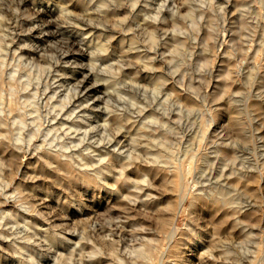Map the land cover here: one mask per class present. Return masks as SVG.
Instances as JSON below:
<instances>
[{"label":"rangeland","instance_id":"1","mask_svg":"<svg viewBox=\"0 0 264 264\" xmlns=\"http://www.w3.org/2000/svg\"><path fill=\"white\" fill-rule=\"evenodd\" d=\"M61 1L0 0V264H205L211 237L215 244L208 249L217 262L264 264V0H109L108 11L101 0ZM43 8L52 14H42ZM154 25L165 34L152 45L147 40ZM71 35L84 39L86 55L70 46ZM143 56L151 66L138 60ZM79 83L89 85L85 92ZM96 85L97 93L89 94ZM144 125L160 133L141 137ZM108 149L123 153L131 168L101 158ZM155 151L175 163L146 175ZM85 157L95 161L89 170ZM222 172L244 177L230 181L240 193L231 189L230 196L245 207V234L218 241L202 202L191 208L188 199V209L176 219L178 241L168 244V222L175 216L168 208L178 212L181 194L168 181L179 175L190 185L196 177L212 173L217 179ZM191 223L207 247L173 250L172 244L188 238L184 229ZM144 239L159 242L165 256L140 255Z\"/></svg>","mask_w":264,"mask_h":264},{"label":"bare ground","instance_id":"2","mask_svg":"<svg viewBox=\"0 0 264 264\" xmlns=\"http://www.w3.org/2000/svg\"><path fill=\"white\" fill-rule=\"evenodd\" d=\"M48 1V0H47ZM53 1V0H52ZM61 1V0H60ZM81 1V0H80ZM91 1V0H90ZM96 1V0H95ZM133 1V0H132ZM62 2V1H61ZM67 2V1H66ZM27 3V0H21V2H20V4H26ZM99 3V5H100V7H102V8H104V9H106V11H108L109 10V7H111L110 5H109V0H101V1H99L98 2ZM128 3V2H127ZM61 4V3H60ZM60 4L58 5V6H60ZM116 4V3H115ZM114 4V5H115ZM56 5V4H55ZM78 5V4H77ZM76 7V6H75ZM91 7V6H90ZM137 7V6H136ZM157 7V6H156ZM36 8V7H35ZM93 8H94V4H93ZM158 8H159V6L156 8L157 10H158ZM59 9V8H58ZM92 9V8H91ZM154 9V8H153ZM60 10L62 11V12H66V11H68V8L67 7H65V6H63V5H61L60 6ZM133 10V9H132ZM37 11V10H36ZM72 11V10H71ZM93 11H94V9H93ZM152 11V10H151ZM145 12V11H144ZM159 12V11H158ZM157 12V13H158ZM161 12V11H160ZM159 12V13H160ZM37 13V12H36ZM80 13V12H79ZM116 13V12H115ZM143 13V12H142ZM165 13H166V10H165ZM42 14H44V15H51L52 14V11L51 10H49L48 8H43V10H42ZM119 14V13H118ZM139 14V13H138ZM151 14V13H150ZM43 15V16H44ZM98 15H100V14H98ZM102 15V14H101ZM145 15V14H144ZM172 15V14H171ZM92 16V15H91ZM115 16V15H114ZM135 16V15H134ZM139 16V15H138ZM163 16V14L160 16V18ZM83 17V16H82ZM106 17V16H105ZM108 17V16H107ZM106 17V18H107ZM66 18H68V17H66ZM71 18H73V17H71ZM135 18V17H134ZM153 18V17H152ZM159 18V17H158ZM36 19H38V18H36ZM74 19V18H73ZM79 19V18H78ZM78 19H76V20H78ZM98 19V18H97ZM113 19V18H112ZM142 19V18H141ZM157 19V18H156ZM75 20V21H76ZM88 20V19H87ZM79 21H82V20H79ZM89 21V20H88ZM156 21H158V20H156ZM15 22V21H14ZM58 22H59V20H58V18H55V20L53 21V25H57L58 26ZM72 22V21H71ZM136 22V21H135ZM80 23V22H79ZM148 23V22H147ZM159 23H161V21L160 22H158V24ZM44 24V23H43ZM42 24V25H43ZM60 24V23H59ZM82 24V23H81ZM139 23H137V25H138ZM142 24V23H141ZM141 24H139L138 26H140ZM155 24V23H154ZM41 25V26H42ZM72 25V24H71ZM85 25V24H84ZM84 25H82V26H84ZM88 25V24H87ZM119 25V24H118ZM120 25H122V24H120ZM40 26V27H41ZM45 26V25H44ZM86 26V25H85ZM105 26V25H104ZM143 26V25H142ZM171 26V25H170ZM38 27V26H37ZM92 27V26H91ZM141 27V26H140ZM144 27H145V25H144ZM163 27V26H162ZM166 27V26H165ZM50 28H51V26L49 25V26H47V28H44L45 29V31L46 30H50ZM67 28H68V26H67ZM142 28V27H141ZM148 28V27H147ZM74 29V28H73ZM82 29H83V27H82ZM94 29H95V26H94ZM97 29V28H96ZM142 29H144V28H142ZM150 29V28H149ZM148 29V30H149ZM154 29H155V31H153V32H151L150 34H149V37H148V40L147 41H150L151 43H152V45L153 44H155V43H157V37H158V34H160L161 32L163 33V28L161 29V25L160 26H158V25H154ZM36 30V29H35ZM52 30V29H51ZM66 30V29H65ZM76 30H78V29H76ZM75 30V31H76ZM89 30H91V28H88L87 29V31H89ZM100 30V29H99ZM57 31V30H56ZM55 31V32H56ZM61 31V30H60ZM71 31V30H70ZM82 31V30H81ZM98 31V30H97ZM173 31V30H172ZM40 32V31H39ZM38 32V33H39ZM42 32H43V30H42ZM41 32V33H42ZM48 32V31H47ZM96 32V31H95ZM112 32V31H111ZM137 32V31H136ZM142 32V31H141ZM145 32V31H144ZM146 32H147V29H146ZM59 33V32H58ZM58 33H55L54 34V36L55 37H57L58 36ZM72 33V32H71ZM86 33V32H85ZM104 33V32H103ZM108 33V32H107ZM60 34V33H59ZM65 34V33H64ZM66 34H68L67 33V30H66ZM83 34V33H82ZM144 34V33H143ZM163 34H165V32L163 33ZM163 34H161V35H163ZM180 34V33H179ZM41 35V34H40ZM45 35V34H44ZM49 35V34H48ZM69 35V34H68ZM85 35V34H84ZM94 35H95V33H94ZM104 35V34H103ZM140 35V34H139ZM160 35V36H161ZM35 36V35H34ZM37 36V35H36ZM72 36V35H71ZM77 36V35H76ZM90 36V35H89ZM116 36V35H115ZM37 37H39V36H37ZM52 37V36H51ZM59 37H61V35L59 36ZM92 37V36H91ZM95 37V36H94ZM142 37V36H141ZM140 37V38H141ZM173 37V36H172ZM46 38V37H45ZM80 38V37H79ZM85 38V37H84ZM105 38V37H104ZM174 38V37H173ZM65 40V39H64ZM82 40V39H81ZM145 40V39H144ZM168 40H170V39H168ZM37 41V40H36ZM40 41H41V39H40ZM67 41V40H66ZM84 41V39L82 40V41H80V40H78V39H76L74 36H72L71 37V39H70V46L73 48V49H76L77 51H79V53L81 52V53H83V54H85L86 55V51H83L82 49H81V47H80V45H81V42H83ZM89 41V40H88ZM142 41V40H141ZM44 42V41H43ZM62 42V41H61ZM171 42V41H170ZM41 43V42H40ZM65 43V42H64ZM87 43V42H86ZM173 43V42H172ZM93 44V43H92ZM147 44V43H146ZM164 44V43H163ZM45 45V44H44ZM65 45V44H64ZM82 45H84V44H82ZM81 45V46H82ZM85 46V45H84ZM93 46V45H92ZM147 46V45H146ZM166 46H168V45H166ZM68 47V46H67ZM98 47L101 49V50H103V51H105V48H104V46H102V45H98ZM148 47V46H147ZM174 47V46H173ZM71 48V49H72ZM126 48V47H125ZM135 48V47H134ZM158 48V47H157ZM168 48H170V47H168ZM41 49V48H40ZM57 49V48H56ZM127 49V48H126ZM176 49V48H175ZM174 49V50H175ZM90 50V49H89ZM163 50V49H162ZM53 51V50H52ZM68 51V50H67ZM88 51V50H87ZM155 52V51H154ZM179 52V51H178ZM60 53V52H59ZM65 54V53H64ZM62 55V54H61ZM68 55V54H67ZM69 55H71V54H69ZM133 55V54H132ZM176 55H178V54H176ZM175 55V56H176ZM65 56V55H64ZM114 56V55H113ZM130 56V55H129ZM88 57V56H87ZM110 57V56H109ZM118 57V56H117ZM144 57V56H143ZM138 57V60L139 61H141L144 65H145V67H147L148 65H152V63L151 62H149V60H148V58L147 57ZM60 58V57H59ZM167 58V57H166ZM176 58V57H175ZM174 58V55H173V57H172V59H175ZM76 59V58H75ZM80 59V58H79ZM178 59V58H177ZM73 60V59H72ZM88 60V59H87ZM92 60V59H91ZM151 60V59H150ZM95 61V60H94ZM177 61V60H176ZM119 62V61H118ZM106 63V62H105ZM126 63H127V61H126ZM151 63V64H150ZM156 63V62H155ZM158 63V62H157ZM179 63V62H178ZM66 64V63H65ZM103 64V63H102ZM77 65V64H76ZM101 65V64H100ZM176 65V64H175ZM107 66V65H106ZM168 68H170V67H168ZM177 69V68H176ZM163 71V70H162ZM171 71V70H170ZM154 72V71H153ZM160 72V71H159ZM87 73V72H86ZM108 73H109V71H108ZM154 74H156L155 72H154ZM114 75V74H113ZM165 75V74H164ZM173 75V74H172ZM91 76V75H90ZM105 76V75H104ZM109 76V75H108ZM130 76V75H129ZM128 76V77H129ZM141 76V75H140ZM93 77H95V76H93ZM154 77V76H153ZM180 77V76H179ZM76 79V78H75ZM81 79V78H80ZM105 79V78H104ZM160 79H162L161 77H160ZM88 80H90V77H86V81H88ZM92 80V79H91ZM98 80V79H97ZM103 80V79H102ZM111 80V79H110ZM110 80H106L107 82H109L111 85H115L113 82H112V80L110 81ZM126 80V79H125ZM152 80V79H151ZM78 81V80H77ZM83 81V80H82ZM81 81V82H82ZM96 81V80H95ZM157 81V80H156ZM162 81V80H161ZM122 82V81H121ZM152 82V81H151ZM158 82V81H157ZM95 83V82H94ZM118 83V82H117ZM143 83V82H142ZM165 83V82H164ZM79 84H81L82 85V89L84 90V92L87 90V88H88V86L89 85H87L86 83H79ZM109 84V85H110ZM75 85V84H74ZM86 85H87V87H86ZM102 85V84H101ZM106 86V85H105ZM159 86V85H158ZM110 87V86H109ZM140 87V86H139ZM80 88V87H79ZM111 88V87H110ZM138 88V87H137ZM100 89V87L98 86V85H96L95 86V88L93 89V90H90L89 91V94H92V93H97V91ZM111 90V89H110ZM129 90V89H128ZM145 90V89H144ZM118 91V90H117ZM131 91V90H130ZM80 92V91H79ZM154 92V91H153ZM164 92V91H163ZM171 92V91H170ZM108 93V92H107ZM133 93H134V91H133ZM139 93V92H138ZM165 93V92H164ZM131 94V93H130ZM156 94H157V92H156ZM93 95V94H92ZM101 95V94H100ZM105 95V94H104ZM104 95H102V96H104ZM142 95V94H141ZM89 96V95H88ZM97 96V95H96ZM107 96V95H106ZM143 96V95H142ZM141 96V97H142ZM156 96V95H155ZM108 97V96H107ZM130 97H132V96H130ZM164 97V96H163ZM78 98V97H77ZM110 98V97H109ZM144 98V97H143ZM149 98V97H148ZM154 98V97H153ZM152 98V99H153ZM156 98H157V96H156ZM82 99V98H81ZM80 99V100H81ZM91 99V98H90ZM95 99H96V97H95ZM83 100V99H82ZM106 100H107V98H106ZM120 100V99H119ZM130 100H134V99H131L130 98ZM129 100V101H130ZM144 100V99H143ZM171 100V99H170ZM90 101V100H89ZM98 101V100H97ZM122 101V100H121ZM128 101V102H129ZM147 101V100H146ZM172 101V100H171ZM95 102V101H94ZM159 102V101H158ZM76 103H78V102H76ZM82 103V102H81ZM84 103V102H83ZM92 103V102H91ZM107 103V102H106ZM130 103V102H129ZM131 103H134V102H131ZM138 103V102H137ZM152 103V102H151ZM79 104V103H78ZM88 104H89V102H88ZM87 104V105H88ZM146 104V103H145ZM180 104V103H179ZM91 105V104H90ZM93 105V104H92ZM163 105V104H162ZM98 106V105H97ZM96 106V107H97ZM155 106V105H154ZM168 106H170V105H168ZM84 107V106H83ZM100 107V106H99ZM141 107V106H140ZM171 107V106H170ZM179 107V106H178ZM81 108V107H80ZM79 108V109H80ZM132 108V107H131ZM136 108H138L137 107V105H136ZM161 108H162V106H161ZM176 109H177V107H175ZM64 109V108H63ZM77 109V108H76ZM135 109V108H134ZM176 109H174V110H176ZM78 110V109H77ZM136 110V109H135ZM144 110V109H143ZM142 110V111H143ZM147 110V109H146ZM83 111V110H82ZM94 111V110H93ZM114 111V110H113ZM72 112V111H71ZM149 112V111H148ZM65 113V112H64ZM79 113H80V111H79ZM83 113H85V111L83 112ZM87 113V112H86ZM118 113V112H117ZM68 114H70V113H68ZM79 115V114H78ZM85 115V114H84ZM145 115V114H144ZM150 115V114H149ZM155 115V114H154ZM103 116V115H102ZM115 116V115H114ZM177 116V115H176ZM175 116V117H176ZM74 117V116H73ZM86 117V116H85ZM105 117V116H104ZM135 117H137V116H135ZM142 117V116H141ZM151 117V116H150ZM70 118V117H69ZM145 118V117H144ZM164 118V117H163ZM176 118H179V117H176ZM82 119V118H81ZM141 119L142 118H140V121H141ZM146 119V118H145ZM144 119V120H145ZM92 120V119H91ZM108 120V119H107ZM134 120V119H133ZM153 120V119H152ZM164 120V119H163ZM87 121V120H86ZM114 121H116L118 124H121L122 123V118H121V116H116L115 117V120ZM146 121V120H145ZM59 122H60V120H59ZM87 122H89V120L87 121ZM91 122V121H90ZM151 122V121H150ZM85 123V122H84ZM93 123V122H92ZM143 123V122H142ZM174 123V122H173ZM76 126H80L81 125V123H74ZM154 124V123H153ZM164 124V123H163ZM162 124V125H163ZM91 125H93V124H91ZM103 125V124H102ZM105 125V124H104ZM109 125V124H108ZM142 125V124H141ZM166 125L168 126L169 124H167L166 123ZM173 125H175V124H173ZM74 125H72V127H73ZM85 126V125H84ZM87 126H88V124H87ZM119 126V125H118ZM149 126V125H148ZM161 126V125H160ZM75 127V126H74ZM99 127V126H98ZM107 127V126H106ZM95 128H96V126H95ZM94 128V129H95ZM120 128V127H119ZM97 129V128H96ZM103 129V128H102ZM108 129V128H107ZM140 129H142L141 130V132H140ZM149 129V127H147V126H145L144 125V127L142 126V127H140L139 129H138V132H140L139 133V135L141 136V137H144V136H149V137H155L154 135H155V133H157V134H159L158 132H156L155 131V133H153V131H149L148 130ZM79 130V129H78ZM120 130H121V128H120ZM175 130V129H174ZM177 130H178V128H177ZM96 131V130H95ZM105 131V130H104ZM158 131V130H157ZM176 131V130H175ZM179 131V130H178ZM125 132V131H124ZM136 132V131H135ZM161 132H162V130H161ZM83 133V132H82ZM105 133H106V131H105ZM120 133H121V131H120ZM127 133V132H126ZM163 136L164 135H166V132L165 131H163ZM85 135V134H84ZM89 135V134H88ZM94 135V134H93ZM108 135V134H107ZM161 135V134H160ZM87 136V135H86ZM92 136V135H91ZM162 136V137H163ZM80 137V136H79ZM83 137V136H82ZM89 137V136H88ZM103 137H106V136H103ZM177 137H178V135H177ZM75 139V138H74ZM98 139V138H97ZM126 139V138H125ZM157 139V138H156ZM103 141L105 140V138H103L102 139ZM109 140V139H108ZM111 140V139H110ZM127 140V139H126ZM129 140V139H128ZM135 140V139H134ZM101 141V140H100ZM94 142V141H93ZM134 142V141H133ZM135 142H137V141H135ZM175 142H177V141H175ZM104 143V142H103ZM112 143V141H110L109 142V144H111ZM167 144V143H166ZM172 144V143H171ZM170 144V145H171ZM118 145H119V143H118ZM144 145V144H143ZM159 145V144H158ZM84 146V145H83ZM127 146V145H126ZM139 146V145H138ZM162 146H165L164 144L162 145ZM112 147H114V145H112ZM119 147H121V145L119 146ZM89 148H91V147H89ZM106 148V147H105ZM122 148V147H121ZM126 149L127 147H123L122 148V150L123 149ZM135 148H136V146H135ZM138 148V147H137ZM149 148H150V146L148 147L147 145H144V146H142L141 147V149L143 150V151H146L147 153L148 152H150V151H148L149 150ZM163 148V147H162ZM84 149H86V148H84ZM95 149V148H94ZM98 149V148H97ZM114 150H116L115 149V147L113 148ZM130 149H132V148H130ZM158 149H159V147H158ZM89 150V149H88ZM100 150V149H99ZM114 150H107L106 151V153H104V155H103V153H102V156H101V158L102 157H107V156H109V157H111V158H113V159H115L116 161H117V163H119L120 164V167L122 168V169H124V171H125V169H129V168H131V166H132V164H130L131 162H127V161H125V156L123 157V153H121V154H119V151H117L118 153H115L116 151H114ZM134 150V149H133ZM136 150V149H135ZM102 151V150H101ZM100 151V152H101ZM124 151V150H123ZM122 151V152H123ZM163 151V150H162ZM85 152V151H84ZM87 152V151H86ZM93 152V151H92ZM96 152V151H95ZM95 152H93V153H95ZM89 153H90V151H89ZM98 153V152H97ZM125 153H129V155L131 156V154H130V152L129 151H125ZM85 154V153H84ZM91 154V153H90ZM135 154V153H134ZM79 155V154H78ZM83 155V154H82ZM128 155V156H129ZM143 155V154H142ZM150 155H153L152 157H154L153 159H152V161H151V163H149L150 165L149 166H147V168L145 167L144 168V166H143V168L146 170V169H148V170H146L147 171V173H146V175H148V174H150V173H148V172H151V171H153V174H154V172H156V171H154V170H157V169H159V168H161V167H163L164 169L167 167V166H165V165H170L171 164V162H170V164H168L169 162H168V160L166 161V159L167 158H171V156H168L166 159H165V157L167 156L166 155V153H163V152H157L156 153V151H155V153L154 154H150ZM164 155H166V156H164ZM84 156H86V157H90L91 155H83V157ZM100 156V155H99ZM81 157V156H80ZM84 158V160H85V164L83 163L84 162V160H83V164H84V166H86L87 168L86 169H84V170H89L90 168L89 167H93V164H92V162L90 161V159L88 160L87 158ZM136 157H137V155H136ZM136 157H134V158H136ZM151 157V158H152ZM105 158H103V162H104V160H105ZM128 158H131V157H128ZM128 158H126V159H128ZM138 158V157H137ZM136 158V159H137ZM142 158V157H141ZM150 157H149V159H151ZM92 159V158H91ZM107 159V158H106ZM131 160H133V159H131ZM131 160H128V161H131ZM56 161V160H55ZM72 161V160H71ZM82 161V160H81ZM174 161V160H173ZM95 162V161H94ZM93 162V163H94ZM102 162V161H101ZM133 162V161H132ZM190 162V161H189ZM188 162V163H189ZM173 163V162H172ZM175 163V162H174ZM174 163L173 164H171V165H174ZM42 164V163H41ZM60 164V163H59ZM103 164V166H104V169H108L109 167H111V164L108 162L106 165H105V163H102ZM228 163H226V164H224V167H228ZM83 166V167H84ZM138 166V165H137ZM176 167V166H175ZM191 167V166H190ZM85 168V167H84ZM170 168H171V166H170ZM174 168V167H173ZM91 169H93V168H91ZM95 169H98L97 167H95ZM163 169V170H164ZM192 169V168H191ZM102 170V169H101ZM144 170V171H145ZM161 170V169H160ZM160 170H159V172H160ZM162 170V171H163ZM168 170V169H167ZM93 171V170H92ZM96 171V170H95ZM127 171V170H126ZM145 171V172H146ZM161 171V172H162ZM225 171V170H224ZM230 171V170H229ZM100 172V171H99ZM98 172V173H99ZM141 172V171H140ZM160 172V173H161ZM178 172V171H177ZM176 172V174H178ZM89 173H92L91 171L89 172ZM102 172H100L98 175H100ZM142 173V172H141ZM156 173H158V171L156 172ZM155 173V174H156ZM175 173V172H174ZM173 173V174H174ZM189 174H191L190 172H188ZM86 174V173H85ZM96 174H97V172H96ZM123 174V173H122ZM87 175V174H86ZM93 175V174H92ZM121 175V174H120ZM119 175V176H120ZM157 175V174H156ZM187 175V174H186ZM204 175V174H203ZM95 176V175H94ZM108 176V175H107ZM143 176H145V175H142V177ZM234 176V177H233ZM100 177V176H99ZM118 177V176H117ZM127 176H125V178H126ZM142 177H141V179H142ZM148 177V176H147ZM173 177H174V175H173ZM124 178V175H123V178L121 179V180H123V179H125ZM143 178H145V177H143ZM175 179H173V180H171V181H168V185H170V187H172L173 189H177V192H179V193H181L180 195H178V197L180 196V198H178L179 199V201H177L178 202V206H176V207H178L177 209H178V212L176 213V211L177 210H173V208L172 209H170V208H168V210H170V212H173V211H175V212H173V213H175V216L174 217H168V219H171V221L170 220H168V221H170V222H168V223H171V227H170V229H167V230H170L168 233L167 232H165V233H167V236H166V239L168 240V244H170L171 242H173V241H175L177 238H175L176 237V233H177V231H178V227H177V224H176V219H177V216H178V214H179V212L181 213V212H183V211H185L186 212V210L188 209V208H186L187 206H186V202H187V200L188 199H191L192 200V204L190 205L191 206V208H192V206H193V203H194V201H200V203L202 202V204L203 205H201V206H204V209H205V211H206V213H207V215H208V217L207 218H209V221L208 222H210L211 221V223L213 224V231H215V234L214 235H216L217 237V239H218V241H223L224 242V239H229L230 238V240L232 239V240H236V237L238 236V235H240V234H245V233H243L244 231H245V225L246 224H244L245 222H243V220L241 219L243 216V214H244V212H243V210L245 209V207L244 206H242V204H241V202H237V201H235L234 199H233V197H231L230 196V190L231 189H233V192H238V194H240L239 193V187L238 186H236V187H233V185L230 183V181L233 179V178H237L238 179V183H240L241 181H242V179H244V177L243 176H241L240 174H237V175H235V173L233 174H229V175H227L225 172H222L221 174H220V177L219 178H215L213 175H212V173H208V175H205L204 177H202L201 176V178L199 177V178H195V179H193V181L191 182L192 184H187L184 180H180V178H182V177H180L179 178V175H176L175 177H174ZM185 178V177H184ZM240 178V179H239ZM119 179V178H118ZM130 179V178H129ZM189 179V178H188ZM188 179H186V180H188ZM191 179V178H190ZM120 180V182H122ZM164 180H166V179H164ZM163 180V181H164ZM180 180V181H179ZM192 180V179H191ZM190 180V181H191ZM97 181V180H96ZM125 181V183H128V179H125L124 180ZM141 181H143V180H141ZM144 182H146V180L144 181ZM188 182V181H187ZM124 183V182H123ZM124 183V184H125ZM133 183H138L137 181L136 182H133ZM142 183V182H141ZM164 183H165V181H164ZM165 185L167 186V183H165ZM134 186V185H133ZM127 187V186H126ZM170 187H168V188H170ZM171 188V190H173ZM150 191V190H149ZM168 191H170V190H168ZM175 191V190H174ZM173 191V192H174ZM143 192V191H142ZM177 192H175V193H177ZM170 193H172L171 191H170ZM143 194V193H142ZM144 194H145V192H144ZM152 196V195H151ZM147 197V196H146ZM148 197H150L149 195H148ZM147 197V198H148ZM154 196H152V198H153ZM238 197V196H237ZM236 197V198H237ZM157 199H159V198H157ZM149 200V199H148ZM151 200V199H150ZM153 200V199H152ZM160 200V199H159ZM154 201H155V199H154ZM153 201V202H154ZM166 201H168V200H166ZM151 202V201H150ZM156 202V201H155ZM162 202V201H161ZM130 203V202H129ZM132 203V202H131ZM152 203V202H151ZM165 203V202H164ZM168 203H172V202H168ZM199 202H198V205L200 204ZM149 204V203H148ZM158 203L156 202V203H154V205H157ZM152 205H153V203H152ZM151 205V206H152ZM149 206V205H148ZM161 205L159 204V208H161L160 207ZM164 206V205H163ZM165 206H167L168 207V205H165ZM141 207V206H140ZM170 207H172V206H170ZM174 207V206H173ZM138 208V207H137ZM154 208H156V206L154 207ZM154 208H151V210H153L152 212H154ZM159 208H158V210H159ZM163 208V207H162ZM191 208H189V209H191ZM202 208V207H201ZM149 209V208H148ZM203 209V208H202ZM202 209H201V211H202ZM139 210V209H138ZM163 211H165L164 209H162ZM172 210V211H171ZM159 211H161V209L159 210ZM162 211V212H163ZM189 211V210H188ZM204 211V210H203ZM156 212V211H155ZM159 213V212H158ZM165 213V212H164ZM166 213H168V212H166ZM205 213V212H204ZM150 214V213H149ZM160 214V213H159ZM162 214V213H161ZM163 215H165V214H163ZM193 215V214H192ZM173 216V215H172ZM158 214H157V218H156V220H158ZM163 217H165V216H163ZM205 217V216H204ZM161 218V217H160ZM159 218V220H162L163 221V223L164 224H167V222H166V218L164 219H160ZM191 218V217H190ZM206 218V219H207ZM193 219V218H192ZM191 221V220H190ZM189 221V222H190ZM159 222H161V221H159ZM207 222V224L206 225H208V224H211V223H208ZM161 224H162V222H161ZM188 224V223H187ZM193 223H191L190 224V226L188 225L186 228L187 229H184V230H187V233L189 232V235H187L188 236V238L186 239L185 237V239L184 240H182V241H180V244L178 243V242H175L174 244H172V245H174L173 246V250H177V249H179L178 248V246L180 245V249L182 250L183 249V247L181 248V246H186L187 247V245H189L188 247H190V245H194L195 247H201V249H204V248H206L207 246H205L204 244H206V243H204L203 244V242H201V241H199L200 239H201V233H200V230H199V233H197V231H198V225H196L197 226V230L196 229H194L195 227H193V225H192ZM203 225V224H202ZM205 225V224H204ZM205 225V226H206ZM161 226H163V224L161 225ZM165 227H167L166 225H164ZM164 226L163 227H161V228H164ZM211 226V225H210ZM204 227V226H203ZM207 228H208V226H206ZM205 227V228H206ZM146 228V227H145ZM211 228H212V226H211ZM200 229V228H199ZM165 230H166V228H165ZM180 230V229H179ZM202 230V229H201ZM206 231V230H205ZM208 231H210V230H208ZM150 232V231H149ZM162 232V231H161ZM211 232V231H210ZM141 233V232H140ZM155 233V232H154ZM165 233H163V235L165 234ZM185 233V232H184ZM205 233H207V232H205ZM157 234V233H156ZM210 235V234H209ZM142 236V235H141ZM179 236V235H178ZM181 236V235H180ZM181 237H183V236H181ZM211 237V236H210ZM241 237V236H240ZM180 238V237H179ZM208 238V237H207ZM222 238H223V240H222ZM239 238V237H238ZM204 239V238H203ZM210 239V238H209ZM209 239H207V243L209 244V246H208V248L210 247V245H212L213 244V240H215V238H212L211 237V239L209 240ZM157 240V239H156ZM205 240V239H204ZM208 240H209V242H208ZM226 240V241H227ZM238 240V239H237ZM164 241V240H163ZM176 241H178V240H176ZM203 241V240H202ZM161 243H162V241H160ZM216 242V241H215ZM223 242H222V246H223ZM233 242V241H232ZM107 243V242H106ZM143 243V244H142ZM141 243V246L142 247H144L143 249L142 248H140V250H139V254L141 255V253L144 255H146V256H152V254L153 253H157V252H159V249L160 248H158V246H160L159 244H158V246H157V244H155V243H159V242H157V241H154L153 239L151 240V239H144V241ZM160 243V244H161ZM166 243H167V241H166ZM217 243V242H216ZM229 243V242H228ZM227 243V244H228ZM215 244V243H214ZM213 244V245H214ZM172 245H170V248H172L171 246ZM207 245V244H206ZM219 245H220V243H219ZM218 245V246H219ZM226 245V244H225ZM186 247H184V248H186ZM225 247V246H224ZM227 247V246H226ZM230 247V246H229ZM232 247V246H231ZM164 248V247H163ZM166 248H168V247H166ZM196 248V249H197ZM207 248V251H205V253H204V255H203V257H202V259L204 260V263L205 264H225L226 263V261H225V263H219V262H217V260H215L214 258H215V256L213 255V254H215L216 252V250L214 251L215 253H213L212 254V249H208ZM211 248V247H210ZM220 248H221V245H220ZM189 249H191V248H189ZM195 249V250H196ZM227 249V248H226ZM225 249V250H226ZM181 250H179V251H181ZM186 250V249H185ZM198 250V249H197ZM212 250V251H211ZM220 250V249H219ZM223 250V249H222ZM224 250V251H225ZM229 250V249H228ZM171 251V250H170ZM178 251V252H179ZM201 251V250H200ZM221 251V250H220ZM230 251V250H229ZM165 252H167V251H165ZM174 252V251H173ZM179 253H181V252H179ZM222 253V252H221ZM228 253V252H227ZM158 254V256H159V254H162V253H157ZM207 256H206V255ZM219 254V253H218ZM217 254V255H218ZM224 254V253H223ZM162 255H164L165 256V254H162ZM177 255H178V253H177ZM202 255V254H201ZM216 255V254H215ZM158 256L156 255V258H157V260H158ZM166 256H168V255H166ZM173 256H175V254L173 255ZM182 256V255H181ZM181 256H180V258L179 259H181ZM162 257V256H161ZM172 257V256H171ZM177 257H179V256H176L175 258H177ZM228 257H229V255H228ZM151 258V257H150ZM163 258H165V257H163ZM174 258V257H173ZM186 258V257H185ZM217 258H219V257H217ZM149 259V258H148ZM153 259V258H152ZM220 259V258H219ZM160 260H162V258H160ZM172 258L170 259V262L172 263ZM175 261H179V260H176V259H174ZM173 260V261H174ZM165 261V260H164ZM159 262V261H158ZM158 262H157V264H158ZM163 262V261H162ZM162 262H161V264H162ZM166 262H168V259L166 260ZM169 262V263H170ZM197 262H199L198 260H197ZM201 262V261H200ZM175 263V262H174ZM181 263V262H180ZM203 263V262H202ZM177 264H179V263H177ZM183 264H184V262H183Z\"/></svg>","mask_w":264,"mask_h":264}]
</instances>
